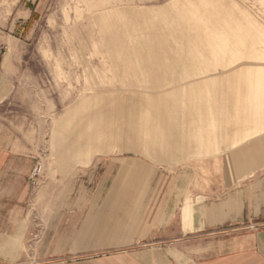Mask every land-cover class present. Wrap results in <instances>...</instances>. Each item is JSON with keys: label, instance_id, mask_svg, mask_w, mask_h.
I'll list each match as a JSON object with an SVG mask.
<instances>
[{"label": "rangeland", "instance_id": "1", "mask_svg": "<svg viewBox=\"0 0 264 264\" xmlns=\"http://www.w3.org/2000/svg\"><path fill=\"white\" fill-rule=\"evenodd\" d=\"M263 134L264 0H0V146L35 167L25 253L77 166L227 148L251 174Z\"/></svg>", "mask_w": 264, "mask_h": 264}, {"label": "crops", "instance_id": "2", "mask_svg": "<svg viewBox=\"0 0 264 264\" xmlns=\"http://www.w3.org/2000/svg\"><path fill=\"white\" fill-rule=\"evenodd\" d=\"M14 154L0 146V264H264V166L243 173L227 148L170 155V172L133 157L77 166L31 253L19 203L35 167Z\"/></svg>", "mask_w": 264, "mask_h": 264}, {"label": "built area", "instance_id": "3", "mask_svg": "<svg viewBox=\"0 0 264 264\" xmlns=\"http://www.w3.org/2000/svg\"><path fill=\"white\" fill-rule=\"evenodd\" d=\"M34 264H36V263H34Z\"/></svg>", "mask_w": 264, "mask_h": 264}]
</instances>
